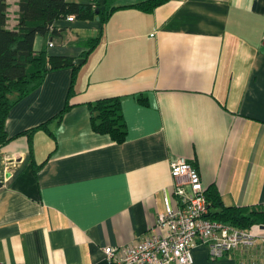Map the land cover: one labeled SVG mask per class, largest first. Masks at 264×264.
<instances>
[{"label":"crops","instance_id":"obj_1","mask_svg":"<svg viewBox=\"0 0 264 264\" xmlns=\"http://www.w3.org/2000/svg\"><path fill=\"white\" fill-rule=\"evenodd\" d=\"M64 1H94L110 15L58 20L53 36L35 39V51L76 61L99 36L60 119L71 68L48 72L8 113L0 264H105V248L148 234L179 159L224 206L264 208V0H163L149 12L135 7L148 0ZM18 2L6 0L10 30ZM114 97L121 144L90 125L88 105ZM256 231L251 247L215 260L198 243L190 264H264V230Z\"/></svg>","mask_w":264,"mask_h":264},{"label":"trees","instance_id":"obj_2","mask_svg":"<svg viewBox=\"0 0 264 264\" xmlns=\"http://www.w3.org/2000/svg\"><path fill=\"white\" fill-rule=\"evenodd\" d=\"M163 0H148L135 7L152 11ZM19 21L16 30L6 26L7 4L0 0V149L9 142L5 121L12 107L40 86L48 72L71 68V89L61 116L68 110L73 83L81 65L75 59L47 55L44 49L34 50L37 36H53L55 21L73 16L74 20L99 22L108 20L110 11L101 12L94 1L88 5L72 4L64 0H19ZM99 42V36L86 42V59ZM143 103V102H142ZM90 125L94 133L107 135L112 142L121 144L126 137V126L117 97L97 100L88 105ZM42 128V127H39ZM30 136V135H29ZM209 218L232 228L248 231L264 225V208L226 207L214 189L205 191Z\"/></svg>","mask_w":264,"mask_h":264},{"label":"built area","instance_id":"obj_3","mask_svg":"<svg viewBox=\"0 0 264 264\" xmlns=\"http://www.w3.org/2000/svg\"><path fill=\"white\" fill-rule=\"evenodd\" d=\"M66 20L71 22L74 17ZM11 164L7 162L4 171ZM170 173L172 192L165 197L164 210L158 212L148 234L127 247L105 248V264H190V251L198 243L209 248L211 260L254 244L258 226L242 231L208 217L205 190L190 162L174 161ZM3 178L5 181V173Z\"/></svg>","mask_w":264,"mask_h":264},{"label":"water","instance_id":"obj_4","mask_svg":"<svg viewBox=\"0 0 264 264\" xmlns=\"http://www.w3.org/2000/svg\"><path fill=\"white\" fill-rule=\"evenodd\" d=\"M83 59H77L75 62L77 63V64H81V63H83ZM259 227V229L260 230H264V225H262V226H258Z\"/></svg>","mask_w":264,"mask_h":264}]
</instances>
